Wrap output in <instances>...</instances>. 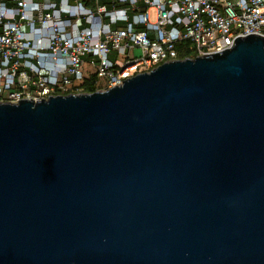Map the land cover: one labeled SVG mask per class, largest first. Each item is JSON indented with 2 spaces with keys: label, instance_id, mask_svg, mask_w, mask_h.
<instances>
[{
  "label": "water",
  "instance_id": "obj_1",
  "mask_svg": "<svg viewBox=\"0 0 264 264\" xmlns=\"http://www.w3.org/2000/svg\"><path fill=\"white\" fill-rule=\"evenodd\" d=\"M0 264H264V38L0 103Z\"/></svg>",
  "mask_w": 264,
  "mask_h": 264
},
{
  "label": "built area",
  "instance_id": "obj_2",
  "mask_svg": "<svg viewBox=\"0 0 264 264\" xmlns=\"http://www.w3.org/2000/svg\"><path fill=\"white\" fill-rule=\"evenodd\" d=\"M264 38V0H0V103L110 89L177 61Z\"/></svg>",
  "mask_w": 264,
  "mask_h": 264
},
{
  "label": "trees",
  "instance_id": "obj_3",
  "mask_svg": "<svg viewBox=\"0 0 264 264\" xmlns=\"http://www.w3.org/2000/svg\"><path fill=\"white\" fill-rule=\"evenodd\" d=\"M183 48H178V59L183 60L187 58H192V55L187 50V44L182 45ZM95 77H91L89 79L83 80V82L80 84V92L85 94L94 93L96 91H100L102 89L101 84H97L94 82Z\"/></svg>",
  "mask_w": 264,
  "mask_h": 264
},
{
  "label": "rangeland",
  "instance_id": "obj_4",
  "mask_svg": "<svg viewBox=\"0 0 264 264\" xmlns=\"http://www.w3.org/2000/svg\"><path fill=\"white\" fill-rule=\"evenodd\" d=\"M107 88L103 87L100 91L106 90Z\"/></svg>",
  "mask_w": 264,
  "mask_h": 264
}]
</instances>
